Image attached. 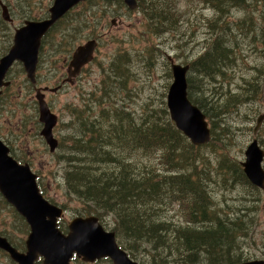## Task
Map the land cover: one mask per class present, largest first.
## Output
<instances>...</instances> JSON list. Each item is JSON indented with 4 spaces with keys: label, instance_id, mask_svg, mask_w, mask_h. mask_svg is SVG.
Segmentation results:
<instances>
[{
    "label": "rangeland",
    "instance_id": "rangeland-1",
    "mask_svg": "<svg viewBox=\"0 0 264 264\" xmlns=\"http://www.w3.org/2000/svg\"><path fill=\"white\" fill-rule=\"evenodd\" d=\"M142 1L140 9L129 10L123 0H87L73 7L51 29L42 73L50 72L52 84L60 78L65 56L88 39L99 41L95 58L84 68L78 83L46 94L52 110L59 116L54 131L60 140L56 152H50L40 134L41 127L32 128V123H38L35 91L31 95L24 87L23 95L14 98L13 103L6 99L0 104V123L7 120L14 107V126L18 122L26 128H18L13 135H8L13 128H2L0 138L15 158L32 166L46 197L69 209L63 223L70 217L98 216L103 227L116 233L118 243L137 262L212 264L213 257L206 252L169 253L151 242L131 246L114 212H87L90 210L82 200L69 190L70 166L66 165V159L80 160L73 163V169V166H93L90 161L95 157L102 160L104 150L119 154L121 163L93 167L118 169L122 163L129 164L132 172L161 182L160 195L147 206L146 224H161V234L173 240L178 234L192 238L186 231L188 228L206 229L223 221L233 228L234 241L226 247L231 258L239 262L264 260V187H254L239 165L240 160L245 161V150L255 138L256 118L264 113V0H210L207 4L204 0H170L175 7L174 21L152 15V10H161L160 0ZM53 2L15 0L14 24L19 25L24 16L48 15ZM114 19L116 23L112 22ZM14 33L15 28L3 20L0 8V51L12 42ZM219 46L222 57L212 59V68L218 70L207 72L203 65L209 63L208 53H214ZM168 55L178 63L192 65L187 74L188 93L210 114L214 133L207 147L192 146L186 138L179 137L169 157L162 144L146 146V138L133 140V132L149 124L170 127L167 93L173 74ZM13 75L21 79L25 76L20 66ZM85 127L93 128L95 132L87 136L98 140L90 145V154L73 151V137H81ZM257 138L264 150V121ZM80 146L84 148L83 143ZM225 162L231 164L230 168L225 167ZM199 173H208L217 193L214 192L206 210L195 205V199L197 203L203 201L199 195L175 192L164 182L172 174L194 180ZM235 175L240 177L239 182L234 188L225 189ZM198 184L200 189L205 188ZM198 216H204L206 221L202 222ZM62 229L69 231V223ZM29 232L25 218L0 193V233L25 252ZM0 264L17 263L0 250ZM74 264L91 263L79 258Z\"/></svg>",
    "mask_w": 264,
    "mask_h": 264
},
{
    "label": "water",
    "instance_id": "water-1",
    "mask_svg": "<svg viewBox=\"0 0 264 264\" xmlns=\"http://www.w3.org/2000/svg\"><path fill=\"white\" fill-rule=\"evenodd\" d=\"M87 0H54L49 8V17L39 21H25L15 30L14 44L9 53L0 60V86L8 85L4 78L15 60L23 62L27 77L36 79L39 50L42 37L64 17L73 7ZM130 10L138 8V0H124ZM3 17L10 20L7 6L3 5ZM115 23V19L112 21ZM98 47L97 39H90L76 47L68 67L69 77H77L82 68L91 62ZM171 62L173 82L167 95V106L171 118L194 143L201 144L210 139L211 130L206 116L188 96L187 74L190 65H183L168 55ZM61 86L47 87L57 92ZM40 121L44 124L41 135L51 152H55L59 140L54 134L58 115L54 113L43 94L37 95ZM264 120V113L257 118L255 133ZM243 162L244 171L250 181L264 187V150L254 140L247 148ZM38 176L28 163L21 164L10 155L9 147L0 140V192L16 208L30 226L26 241L27 250L20 251L6 237L0 236V248L7 251L18 264H72L74 256L84 261L94 262L101 257H109L114 264H142L132 259L116 241L113 231L104 229L97 216L75 217L70 222V231L64 234L58 227V217L63 209L46 199L40 191ZM230 264H264V260H251Z\"/></svg>",
    "mask_w": 264,
    "mask_h": 264
},
{
    "label": "trees",
    "instance_id": "trees-1",
    "mask_svg": "<svg viewBox=\"0 0 264 264\" xmlns=\"http://www.w3.org/2000/svg\"><path fill=\"white\" fill-rule=\"evenodd\" d=\"M104 1L110 2L112 0ZM160 1L162 4L161 10L158 12L152 10V15L155 14V17L174 21L173 16L175 7L171 4L170 0ZM202 2H205L206 4L211 3L210 0H204ZM138 3L139 5L137 9H140L143 1L138 0ZM208 54L210 56L209 63L204 64L203 67L207 72L213 70L217 71L218 68H212V66L214 65V60L212 59H218V57H222L223 50L221 46H219V48L214 53ZM191 68L192 65L190 66V70ZM190 100L197 105V103L191 98ZM199 108L202 110L201 106H199ZM202 111L206 114L208 120L210 121V125H213L211 116L208 111L204 109ZM168 117L170 121V127L159 126L156 123L149 124L147 128H140L139 130L134 131L133 140L140 141L146 138V140L144 141L146 146L162 144L168 150L167 157H169L171 152H173V150L175 149L179 137L186 138L189 142L190 140L176 128V125L170 118L169 112ZM83 132L84 134L81 137H73L75 142V148H73V151H84V153L90 154V145L98 140L93 136L88 137L87 135L94 133L95 130L93 128L85 127L83 129ZM121 134L122 136H127V134L125 133ZM213 138L214 133L212 132V140ZM81 143H83L84 148L80 146ZM190 144L192 146H195L191 142ZM102 154H104V156H102V160L95 157L94 159H92V161H90V163L93 166H100L107 163L112 164L114 162L121 163L122 158L117 153H114L110 150H104ZM131 155L133 156L134 154L132 153ZM77 161L80 162V160H76V158L66 159V165L68 167L70 166V169L67 171V186L69 190L72 193L76 194L82 200L84 206H86L87 209L90 210L87 212H94L96 214H101L103 210L114 212L120 222L121 231L131 241V246L134 247L139 243L141 244L143 242H151L153 244H158V247H162L163 250H168L169 253L180 251L184 252V254H186L187 252L188 255L200 252L209 253L213 257V262L211 261L212 264H228L239 262L238 259L231 258L228 248H226L233 243L234 237L233 228H231L230 226L228 227L227 224L223 221H219V223L215 227H208L206 229L199 230L188 228L186 231L192 235V238L178 234L173 240H169L161 234V231L159 230L161 224L148 225L145 223L147 221V219L145 218V212L148 209L147 206L151 203V201L155 200L156 197L160 195L161 182L156 183L149 175L144 176L139 172H132L128 168L129 166H131L129 164L127 165L122 163L120 164L118 169L107 166L106 168L101 170L98 167L94 168L90 164L89 166H73L72 169L73 163ZM230 165L231 164H229L228 162H225L226 168H230ZM239 165L242 173L245 174L240 162ZM207 176V173H199L193 180L178 174H172L166 176L164 182L168 187L170 186L172 188H175V192H179L181 194H183L184 192H192L194 195H199L202 199H206H203V202L201 201L199 203H197V200L195 199V205H197V207L199 206L202 210H206L208 208L207 206L210 204L208 202H211L213 199L214 191L216 193V190L211 188L212 186H210L211 184L209 182V176L208 179ZM235 176L231 178L229 186H226L225 189H229L235 186L234 184L236 183V181L237 183L239 182V176ZM246 178L248 179L247 176ZM202 179L204 180L202 181ZM154 183L156 184L155 187L153 185ZM198 183L202 185L204 184L205 188L200 189V185ZM253 186L256 187L255 185ZM205 189L208 192H206ZM181 194H178V197H181ZM204 201L206 206L204 205ZM198 218L202 222L206 221L204 216L201 217L204 221L199 216ZM208 224L210 225V223ZM159 255L162 259L163 256H161V253H159Z\"/></svg>",
    "mask_w": 264,
    "mask_h": 264
},
{
    "label": "flooded vegetation",
    "instance_id": "flooded-vegetation-1",
    "mask_svg": "<svg viewBox=\"0 0 264 264\" xmlns=\"http://www.w3.org/2000/svg\"><path fill=\"white\" fill-rule=\"evenodd\" d=\"M2 3H3V5L7 6V8H8L10 20H6L3 17V14H1L2 18H3L4 21L12 24L13 27L15 28V30L20 28L21 26H23L25 21H27V20L39 21V20L47 19L49 17V14L44 16V17H42V16H31V17L24 16V18H22L23 21L21 20L22 22L19 25H15L14 24V22H15V0H0L1 13H3ZM51 29L42 37V40H41V46H40V50H39V61H38V66H37V70H36V79H35V81H32L30 78L27 77L23 62L20 61V60H15L14 63L12 64V66L8 69V71L6 73V76L4 78V82L5 83L8 82L9 84L8 85L4 84V85L0 86V104L6 99H8L9 102L13 103L14 98L21 97L23 95V89H22L23 87L26 89V92L31 93V95L35 91V99H33V101L35 103V118L37 117V114H38V123H32V128L37 129L38 126H40L41 127L40 134H41V131L43 129L44 124L40 121V117H39L40 111H39V102H38L37 95L38 94H43L44 95V100L47 102V104L49 105L50 109L52 110V107H51L49 101L46 98L47 92H50V91H48L46 88L47 87H54V86H62V88H64L66 85H68V86L76 85L78 83V80H80L82 73L84 72L83 71L84 69H83L81 71V73L77 77H74V76L73 77H69V75H68V67H69V65L71 63V60H72V57H73V52L75 50L74 49L71 54H69V55H67V56H65L63 58V64L61 65L62 66V73L60 75V78L57 79L55 84H52V79H51L50 72L49 73H44V74L42 73L43 63H46V52H47L48 48H50L49 37H50ZM91 39H93V38H91ZM88 40H90V39H88ZM13 42H14V36L12 38V42L7 44L2 49V51H0V60L9 53V51H10L12 45H13ZM49 56H51V54ZM17 66L21 67L22 74L26 76V77L24 76L23 79H21L19 77H15L13 75L14 70H15V68ZM16 91H18L17 95L15 94ZM25 96L27 97L28 94H26ZM14 111H15V109H14V107H12L11 108V113H10L9 117L7 118V120L5 122L0 123V131H1L2 128H6L8 130L13 128L8 135L15 134V132L18 130V128L22 129V130H25V128H26L24 123L19 124L17 122L15 124V126H14V122L12 121L16 117V114L13 113ZM1 115H2V113L0 112V119L2 118ZM16 125H18V127ZM55 135H56V133H55ZM0 136H2V135L0 134ZM0 140L2 142H4V140H2V138H0ZM9 149H10V147H9ZM20 162L24 163L21 160H20ZM25 163H28V162H25ZM39 179L40 178L38 176V184H39L40 190L42 191V193L44 195H46L44 193V191H43V186H42L41 182L39 181ZM60 207H62V206H60ZM62 209H63L62 215L60 217H58V227L64 234H67L70 231V222L75 217H70L68 220H66L63 223V220L65 219V214L69 213V209H67V207L66 208L62 207ZM66 222L69 223V231H67V232H65L62 229V227L66 224ZM0 236L6 237L8 239V241L14 247H16L17 249L20 250V248L15 246L13 244V242L7 236H5L3 233H0ZM0 250H2V249H0ZM2 251H4V250H2ZM20 251H22V250H20ZM4 252H6V251H4ZM6 253L10 256V254L8 252H6ZM77 259H79V257H74L73 258L74 261H76ZM74 261H73V264H74ZM102 261L111 262L112 259H110L109 257H101L99 259H96L94 262H87V263L98 264L99 262H102ZM112 263L114 264L113 261H112ZM36 264H42V259L40 258L39 260H37Z\"/></svg>",
    "mask_w": 264,
    "mask_h": 264
},
{
    "label": "bare ground",
    "instance_id": "bare-ground-1",
    "mask_svg": "<svg viewBox=\"0 0 264 264\" xmlns=\"http://www.w3.org/2000/svg\"><path fill=\"white\" fill-rule=\"evenodd\" d=\"M169 89H170V87H169ZM262 89V88H261ZM168 92H169V90H168ZM167 95H168V93H167ZM198 106V105H197ZM199 107V106H198ZM167 110H168V112H169V115H170V118H171V114H170V110H169V108H168V106H167ZM201 110V109H200ZM202 111V110H201ZM203 112V111H202ZM203 114L206 116V114L203 112ZM232 115V114H231ZM206 119H207V121H208V124H209V127H210V130H211V136H210V139L208 140V141H206V142H204V143H201V144H197V143H194L189 137H187L181 130V132L190 140V142L192 143V144H194L195 146H208L209 145V143L211 142V140H212V129H211V125H210V121L208 120V118H207V116H206ZM171 120H172V118H171ZM173 121V120H172ZM264 121V120H263ZM174 122V121H173ZM263 123V122H262ZM174 124H175V122H174ZM176 125V124H175ZM256 125H257V121H256ZM256 125L254 126V128H253V134H254V139L251 141V143L254 141V140H257V142H258V145L261 147V145H260V143H259V140H258V138H257V136H258V132H259V130H260V128H261V126H262V124H261V126H260V128L258 129V131H257V133H255V127H256ZM176 128L178 129V127L176 126ZM179 130V129H178ZM250 143V144H251ZM249 144V145H250ZM248 145V146H249ZM248 146H247V148H248ZM247 148H246V150H247ZM246 150H245V152H246ZM180 153V152H179ZM121 157V156H120ZM245 157H246V154H245ZM120 160V159H119ZM243 162H244V159L243 160H240V164H241V166H242V168H243V171H244V167H243ZM89 163V162H88ZM104 164V163H103ZM108 164V163H107ZM140 170V169H139ZM244 173H245V171H244ZM208 174V173H207ZM202 175V174H201ZM214 175V174H213ZM206 177V176H205ZM236 177V176H235ZM207 179H208V176H207ZM220 179V178H219ZM237 179V178H236ZM235 179V180H236ZM204 179H202V181H203ZM210 180V179H209ZM234 180V181H235ZM238 180H240L239 179V177H238ZM210 182V181H209ZM203 183V182H202ZM220 183V182H219ZM211 184V183H210ZM237 184V181H236V183L234 184V185H236ZM204 185V184H203ZM211 186V185H210ZM229 186V185H228ZM231 186H233V185H231ZM209 187V186H208ZM245 187V186H244ZM211 188H213V187H211ZM234 188V187H233ZM206 190V189H205ZM213 190V189H212ZM211 190V191H212ZM214 191V190H213ZM206 192H208L207 190H206ZM210 192V191H209ZM215 192V191H214ZM208 194V193H207ZM211 194V193H210ZM217 194V193H216ZM213 195H214V193H213ZM228 195V194H227ZM206 196V195H205ZM210 196V195H209ZM204 197V196H203ZM204 199V198H203ZM211 199V198H210ZM204 200H206V199H204ZM210 201V200H209ZM203 202V201H202ZM222 202V201H221ZM208 203H210V202H208ZM214 203V202H213ZM200 204H202V203H200ZM204 205H205V201H204ZM203 205V206H204ZM206 206V205H205ZM208 207V206H207ZM198 208H200L199 206H198ZM204 210V209H203ZM220 210V209H219ZM92 213H94V212H92ZM235 213V212H234ZM199 215V214H198ZM235 216V215H234ZM202 219V218H201ZM212 219V218H211ZM203 220V219H202ZM204 221V220H203ZM214 222V221H213ZM139 243V242H138ZM254 260H256V259H254Z\"/></svg>",
    "mask_w": 264,
    "mask_h": 264
}]
</instances>
